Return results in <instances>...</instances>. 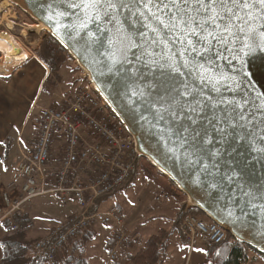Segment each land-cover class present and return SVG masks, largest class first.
<instances>
[{
    "label": "water",
    "instance_id": "95a60500",
    "mask_svg": "<svg viewBox=\"0 0 264 264\" xmlns=\"http://www.w3.org/2000/svg\"><path fill=\"white\" fill-rule=\"evenodd\" d=\"M9 1L43 23L49 35L87 71L96 90L133 136L142 158L187 196L192 207L237 241L264 254V133L260 131L264 124L257 112V107L264 104V49L226 53L227 58L218 61L219 71L231 77V87L222 89L223 96L238 103L247 101L243 107L245 116L252 113L249 120H233L236 113L231 109L228 115L217 109L214 119L213 112L206 108L199 118L196 113H186L178 121L165 111L171 97L176 96L169 92L172 77L167 69L161 72L155 65L143 67L142 61L136 59L141 53L135 47L126 52L131 64L113 65L105 54L111 50L109 39L119 27L149 52L155 50V58L160 59L164 49L149 42V38H156L149 31L156 22L147 18L146 8H139L144 13L140 16L134 0H125L135 14L121 10L115 26L106 20L99 22L100 28L107 30L100 32L96 24H89L86 30L74 28L79 24L75 14L79 10L69 8L68 0ZM88 31L96 33L100 42L93 43ZM259 40L257 36L255 42ZM205 93L220 98L210 88H205ZM181 103L176 96L170 111L177 110ZM188 115L197 118L198 123L191 125ZM189 125V132L183 134L186 141L174 135L181 126ZM191 128L202 135L193 139Z\"/></svg>",
    "mask_w": 264,
    "mask_h": 264
},
{
    "label": "built area",
    "instance_id": "2783aa9c",
    "mask_svg": "<svg viewBox=\"0 0 264 264\" xmlns=\"http://www.w3.org/2000/svg\"><path fill=\"white\" fill-rule=\"evenodd\" d=\"M81 78L84 82L71 95L41 108L37 131L28 150H20L15 165L17 180L0 185V221L21 213L33 198L48 194L77 205L65 223L32 242V252L43 251L49 262L94 222L109 226L107 255L111 260H118L129 239L115 210H89L98 197L127 183L141 156L133 136L88 75ZM167 199L164 192L155 197L157 201ZM182 202L190 205L187 197ZM180 231L189 249L218 244L227 234L206 216L191 213L183 216Z\"/></svg>",
    "mask_w": 264,
    "mask_h": 264
},
{
    "label": "snow or ice",
    "instance_id": "6c2138e0",
    "mask_svg": "<svg viewBox=\"0 0 264 264\" xmlns=\"http://www.w3.org/2000/svg\"><path fill=\"white\" fill-rule=\"evenodd\" d=\"M134 3L137 11L143 6L148 11L147 18L155 20L149 31L156 38H149V42L151 45H161L164 51L157 60L155 50L149 52L117 27L114 37L109 39L111 50L105 53L113 65L131 64L126 52L135 47L140 50L141 54L136 59L142 61L143 67L155 65L161 72L167 69L172 77L169 92H175L182 103L177 110L170 111L176 101V96H172L165 111H169L178 121L186 113H196L199 118L206 108L213 112L214 119L217 109L225 115L231 109L232 113H236L233 120H249L252 117L251 112L248 116L244 114L243 104L247 101L238 103L223 96L222 89L231 87L228 83L231 77L219 71L218 61L226 59V53L250 52L253 47L264 49V0H134ZM68 7L79 10L75 13L79 24L73 27L80 30H86L89 24H96L97 31H107L100 28L99 22L106 20L115 26L119 23L117 17L121 10L135 14L125 0H68ZM138 14L144 16L143 12L138 11ZM86 34L93 43L100 42L96 33L88 31ZM257 36L260 37L258 43L255 42ZM141 38L144 39L145 34L141 33ZM238 44L239 49L236 47ZM177 56L182 59L176 60ZM205 88L220 94V98L207 95ZM185 104L187 107H184ZM257 112L260 123L264 124V104L257 107ZM160 118L164 119L163 114ZM187 118L191 125L198 123V119L192 115ZM252 123L257 126L255 120ZM191 125L181 126L174 135L186 141L187 137L183 134L189 132ZM191 131L193 139L202 135L195 128H191ZM260 131L264 133V128Z\"/></svg>",
    "mask_w": 264,
    "mask_h": 264
},
{
    "label": "rangeland",
    "instance_id": "374dc122",
    "mask_svg": "<svg viewBox=\"0 0 264 264\" xmlns=\"http://www.w3.org/2000/svg\"><path fill=\"white\" fill-rule=\"evenodd\" d=\"M1 1L2 0H0V2ZM10 4H11L9 7L10 13L7 15V19L14 21V23L12 24L13 27L11 26V29H8L5 26L4 22H1L0 28L3 30L11 31L15 36H17L20 39L22 46H24L25 44H27V42L20 37V27L24 23L33 24L35 23V20L30 18L27 14H25L21 9H19L13 3ZM13 15H15V17ZM9 17L12 18L10 19ZM23 26L26 27L25 25ZM27 34L28 36H32L36 38L29 40H33L32 41L33 43L31 45H36V47L39 48V56L42 54V52L46 53L49 60L52 63L56 62L54 63V65L58 67L55 71L51 70L52 72L49 81L52 82H49L47 84V86H50V83L53 84L55 96L59 97L57 100H53V102L56 103V101L57 102L60 101L62 97L71 95L73 91L84 82V79L81 78L82 74H84V71H82V69L76 63V61L67 53L66 50L62 48L61 45L58 46L59 49L58 54L61 56L59 57L60 59L58 58V60L56 61L57 57L51 56V54H49L50 52H48V44H46L49 35L47 29L41 30L40 32L34 31L33 29H27L26 37ZM36 41H38V44H36ZM22 46L20 45V47ZM1 61L2 59L0 58V62ZM37 116H38V112H36L35 114L33 112L31 119L29 121L27 132L29 130L30 132L25 135L28 144L26 146L27 149L24 150H28V145L30 144L31 139L35 135L34 133L35 126H37L36 124L39 119V117ZM15 140L16 139L14 138L5 139V141L8 142L7 144L9 145V148H11L15 144ZM18 153H19L18 150H15V154H11V158L8 157L9 155L7 157L3 156V154L0 156V167L4 163H5L4 165L6 166L7 165L11 167L13 166V169L8 171L11 172V175H9L5 181L3 180L4 181L3 183L0 182V185L13 183L14 181L17 180L15 165L19 160V159L16 160L18 157ZM160 192H161V188L156 184H154L151 180H148L147 178L144 177V175L140 170L139 164L137 163L136 172L134 176L130 179L128 185L125 188L119 189L116 192L108 195V197H105L104 200L100 203V206L97 210L102 212L107 209H113L120 215L121 219L122 216H126V217H128V215L129 217L133 216L132 212L136 210L137 213L136 215L133 216V220L137 219L136 224H138L137 229L139 230L140 237L148 238L150 235L158 233L159 232L158 230L160 228L162 227L167 228L168 226L167 217H166L167 214L164 211H161L160 209L159 211L158 206L161 204H168V206L171 207L172 204H170V200L167 201L168 199L166 201L155 200V197ZM44 196L47 197V195ZM44 196L33 198L30 202H28L26 207L23 208V210L19 215H27L28 220L25 221L24 224L23 222L21 223L20 221H17L16 223H13L11 225V228L9 230L5 229L4 227L0 228V237H2L7 233L11 234L17 231H22L24 233L25 240L33 242L36 238L42 237L41 235L43 234L44 228H46L47 231L49 226H52L57 223L62 224L63 222H59L58 218L63 217L65 215L64 209L56 211L52 207L49 208L44 207L42 205L43 203H35L36 201L45 198ZM69 203L72 202L60 201L58 205L65 207V205H69ZM171 211L172 209L169 210L170 214L172 215L173 212ZM194 215H199V214H194ZM122 222L125 225V221L123 219ZM14 224H16L17 227H14ZM125 228L130 237L131 235L130 230L127 228L126 225ZM175 231H174V235L178 237V233ZM167 236L165 238H167ZM179 244L180 246L174 251L172 264H207L204 261V251L206 246H202L199 244L189 249L188 246L184 244V242L179 241ZM97 247H98L97 249H95V247H92L90 249L89 247L88 251L84 252L82 250L79 254H77L82 258L81 264H99L97 263V260L100 261V264H105L108 262L112 264L113 260L109 259L107 255L108 254L107 251L101 249V252H99L100 248L99 246ZM245 247L247 252L246 264H264V254L259 253L258 251H256L255 249L249 246L245 245ZM120 259L121 256L118 258V260Z\"/></svg>",
    "mask_w": 264,
    "mask_h": 264
},
{
    "label": "crops",
    "instance_id": "0c3cea01",
    "mask_svg": "<svg viewBox=\"0 0 264 264\" xmlns=\"http://www.w3.org/2000/svg\"><path fill=\"white\" fill-rule=\"evenodd\" d=\"M1 22H4V20L0 19V23ZM6 22L7 21L5 20L4 24L7 27L8 24L6 25ZM10 22L12 24L14 23L13 20H11ZM23 25L20 27V37L27 42V44H25L24 46H22L20 39L11 31L3 30L0 28V31L10 32L20 43V45L22 46V50L27 54L22 61L4 65L3 70H1L0 72V156L2 154L4 156L6 152L7 156L9 155L8 157L11 158V154H15V150H18L19 153L17 159L15 158L16 160L20 158V150L22 149L23 151H26L24 149H27L26 146L28 144V141H26L25 135L30 132V130L27 132V129L33 112L34 114L38 112L37 117H39V110L41 108L54 103L53 100H57L59 98L55 96L53 84L50 83V86H47L49 82H52L49 81L52 72L51 69L40 58L39 48L36 47V45H31L33 43V40H29L36 38L28 36V34L26 37L27 28ZM7 28L9 29V27ZM36 44H38V41H36ZM36 125L37 126H35L34 133H36L37 131L38 122ZM10 138L16 139L15 144L11 148H9V145L7 144L8 142L5 141V139ZM57 150H60V148H58ZM4 164L0 167L1 183H3L9 175H11V172L8 171L13 169V166H6ZM169 200L170 204H172L171 207H169L168 204H161L158 206V210L160 209L167 214L166 217L168 222L167 228H160L165 230L163 239L167 242L166 244L168 246V249L166 250L167 258L164 264H172L174 251L180 246L179 241L184 242L181 238L180 231L181 220H177V213L182 208L183 210L190 208V206L186 203H183L182 200H174L169 198L167 201ZM59 202L60 199L58 196L48 194L47 197L42 198L35 203H43L42 205L44 207H52L56 211L64 209L65 215L63 217H59L58 219L59 222L65 223L71 217L72 213L77 210V205L71 201L72 203H69V205L64 204L65 207H63L61 205H58ZM170 209H172V215L169 212ZM132 213V215L134 216L136 215L137 211L135 210ZM133 216H122V219L125 221V225L130 230L131 235L125 245L124 250L121 253V259L113 260L112 264H125L127 256L135 254L146 240V238L140 237L139 230L137 229L138 224H136L137 219L133 220ZM57 224L49 226L47 231L46 228H44L43 234L41 236L49 233V231ZM2 227L3 226L0 223V228ZM174 231L178 233V237L174 235ZM82 234H84V236ZM108 235V225L94 222L87 229L81 231V233H78L77 238L70 241L64 249H61L58 252L57 257L64 258L66 254L78 256L77 254H79L82 250L86 252L88 251L89 247L90 249L92 247H95V249H97V246H99L100 248L99 252H101V249L107 251L106 247L108 248L110 246ZM166 236L167 238H165ZM73 243L77 244V247L74 249L72 247ZM184 244L186 243L184 242ZM97 263L100 264V261L97 260ZM105 264H110V262Z\"/></svg>",
    "mask_w": 264,
    "mask_h": 264
},
{
    "label": "trees",
    "instance_id": "16d2710c",
    "mask_svg": "<svg viewBox=\"0 0 264 264\" xmlns=\"http://www.w3.org/2000/svg\"><path fill=\"white\" fill-rule=\"evenodd\" d=\"M48 52L51 56H56L58 60L61 57L58 54V46L60 44L55 41L50 35H48ZM40 58L49 66L52 71H55L58 67L54 65L56 62H51L47 57L46 53L40 55ZM60 59V58H59ZM4 156H7L5 152ZM140 170L145 178L151 180L154 184L159 186L161 190L166 193L169 198L174 200L185 199L184 194L177 189V187L168 179L163 177L145 158H140L137 162ZM130 173V178L127 183L121 188H125L130 179L136 172V164ZM116 192V191H115ZM110 195V194H109ZM108 195L98 197L89 212L96 211L100 203ZM186 213L199 214L204 216L196 208L190 206L189 209H180L177 213V220H182ZM205 217V216H204ZM27 215L14 214L11 218H6L0 221L1 225L5 229H10L13 223L20 221L21 223L27 221ZM81 233V232H79ZM165 234L164 229H160L158 233L150 235L140 249L132 255L127 256L125 264H164L167 258L166 250L167 244L163 239ZM84 236V234H82ZM111 245V242H110ZM32 246L31 241H26L24 233L17 231L14 233H7L0 237V264H81V256H73L72 254H66L64 258H58L57 256L52 262L47 261V257L43 251L41 252H30ZM73 249L77 247V244L73 243ZM106 249H108L106 247ZM204 261L207 264H246L247 252L245 244L234 239L230 234H226L225 239L215 245L205 247Z\"/></svg>",
    "mask_w": 264,
    "mask_h": 264
},
{
    "label": "bare ground",
    "instance_id": "6f19581e",
    "mask_svg": "<svg viewBox=\"0 0 264 264\" xmlns=\"http://www.w3.org/2000/svg\"><path fill=\"white\" fill-rule=\"evenodd\" d=\"M9 0H2L0 2V19L7 21V27L11 29L12 23L7 19V15L10 13V4ZM2 15V16H1ZM10 16V15H9ZM15 17V15H13ZM27 29H33L34 31L40 32L41 30H49L43 23L35 21L33 24H24ZM13 27V26H12ZM0 55L2 61L0 62V72L3 70L4 65L12 64L17 61H22L27 55L25 51L20 47L19 42L13 37L9 32L1 31L0 32ZM84 71V75H88L87 71L81 68ZM142 158V157H141Z\"/></svg>",
    "mask_w": 264,
    "mask_h": 264
}]
</instances>
